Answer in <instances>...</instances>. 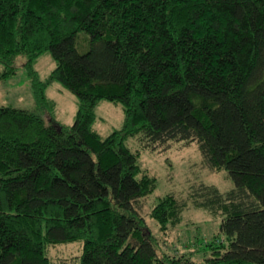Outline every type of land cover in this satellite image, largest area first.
Listing matches in <instances>:
<instances>
[{
	"label": "trees",
	"instance_id": "obj_1",
	"mask_svg": "<svg viewBox=\"0 0 264 264\" xmlns=\"http://www.w3.org/2000/svg\"><path fill=\"white\" fill-rule=\"evenodd\" d=\"M44 52L55 65L40 78ZM19 56L35 107L0 105V264H264V0H0V78ZM55 81L77 97L70 124L54 119ZM101 99L124 114L104 137ZM172 141L233 182L149 209L163 233L189 206L221 217L200 260L159 253L141 212L156 179L139 150ZM74 241L79 255L48 256Z\"/></svg>",
	"mask_w": 264,
	"mask_h": 264
},
{
	"label": "rangeland",
	"instance_id": "obj_2",
	"mask_svg": "<svg viewBox=\"0 0 264 264\" xmlns=\"http://www.w3.org/2000/svg\"><path fill=\"white\" fill-rule=\"evenodd\" d=\"M24 62L25 58L19 56L16 60L15 74L8 78H0V105L34 109L33 93L24 70ZM54 65L55 62L49 52L39 55L33 63L40 78H44ZM46 94L56 103L54 119L65 124L72 123L77 108L76 95L56 81L46 88ZM95 113L93 128L101 137L121 127L123 123L124 114L120 102L101 99L96 105ZM45 117L48 119L49 114L46 113ZM127 143L133 150L139 148L135 139L130 138ZM164 148L155 151L139 150L138 163L156 179L155 189L145 197L141 212L150 226L148 228L158 240L159 253L166 251L169 254L179 255L191 252L193 259L200 260L204 255L201 243L208 242L212 238L218 240L220 237L218 232L221 217H213L203 209L189 206L183 212L182 221L163 233L158 231L155 220L149 218V209L158 197L164 194L186 196L195 183L214 184L220 190H226L233 185V182L225 170L210 172L200 165L201 153L195 142L186 144L183 141H172ZM81 244V241H74L51 245L48 256L79 255Z\"/></svg>",
	"mask_w": 264,
	"mask_h": 264
}]
</instances>
